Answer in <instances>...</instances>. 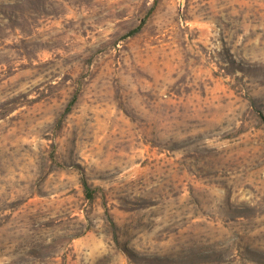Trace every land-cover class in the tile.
Wrapping results in <instances>:
<instances>
[{
    "label": "rangeland",
    "instance_id": "374dc122",
    "mask_svg": "<svg viewBox=\"0 0 264 264\" xmlns=\"http://www.w3.org/2000/svg\"><path fill=\"white\" fill-rule=\"evenodd\" d=\"M0 264H264V0H0Z\"/></svg>",
    "mask_w": 264,
    "mask_h": 264
},
{
    "label": "trees",
    "instance_id": "16d2710c",
    "mask_svg": "<svg viewBox=\"0 0 264 264\" xmlns=\"http://www.w3.org/2000/svg\"><path fill=\"white\" fill-rule=\"evenodd\" d=\"M84 186H85V188H87V184H86V182H84Z\"/></svg>",
    "mask_w": 264,
    "mask_h": 264
}]
</instances>
